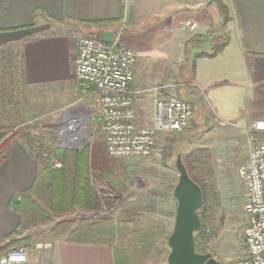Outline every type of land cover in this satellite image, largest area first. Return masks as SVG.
I'll use <instances>...</instances> for the list:
<instances>
[{
  "label": "crops",
  "instance_id": "crops-1",
  "mask_svg": "<svg viewBox=\"0 0 264 264\" xmlns=\"http://www.w3.org/2000/svg\"><path fill=\"white\" fill-rule=\"evenodd\" d=\"M219 1L227 8L225 23L212 0H0V54L18 50L22 82L56 88L73 101L63 118L72 123L83 109H93L95 97L93 88L75 78L78 39H118L137 54L130 84L136 125H151L160 94L192 106L189 135L205 99L221 117L239 119L235 128H244L264 120V0ZM190 20L198 25L194 31L185 26ZM219 35L228 36L226 47L211 57L198 56L209 54V37ZM7 155L0 165V244L19 223L9 201L31 187L40 168L21 139ZM50 246L28 250L26 264H113L107 245L60 238Z\"/></svg>",
  "mask_w": 264,
  "mask_h": 264
},
{
  "label": "rangeland",
  "instance_id": "rangeland-1",
  "mask_svg": "<svg viewBox=\"0 0 264 264\" xmlns=\"http://www.w3.org/2000/svg\"><path fill=\"white\" fill-rule=\"evenodd\" d=\"M22 62L21 53L16 49H8L0 54V125H6L8 132L18 139H23L26 133L33 135L43 145L42 153L40 156L35 154L36 158L41 159L42 163L60 167L47 155L53 148H60V134L64 125L71 129L67 134H72L75 129V125L68 126L67 119L63 121L73 101L63 98L55 85V89H37L22 82ZM80 113L74 121L81 124L80 129L76 128L79 132V137H75L77 141L84 139L85 146L92 140H99L104 145V135L97 126L93 112L83 109ZM194 115L191 135L190 131L186 138L173 133L162 134L160 141L156 139L149 158L126 161L130 185L125 195L118 196L106 185L97 184L101 196L112 200L110 207L100 211V217L108 216L118 221L137 219L141 223L153 221L162 224L167 233H171L176 210L171 186L178 180L176 164L180 163L187 170V163L193 160L190 173L197 180L204 181L209 192L204 214L205 229L200 240L216 261L234 264L246 256L243 244L246 190L237 171L247 157V127L235 128L234 124L239 119L221 117L215 105L207 99ZM204 117L205 120L201 122ZM200 126L201 130H197ZM211 127V132H208ZM81 217L91 218V215L76 211L69 216L54 217L52 223L44 226L30 228L17 237L27 240L16 248H25L26 255L37 245L49 248L52 240L47 237V232L53 223L62 219L75 221ZM153 246L152 256L137 264H165L170 251L167 242L155 241Z\"/></svg>",
  "mask_w": 264,
  "mask_h": 264
},
{
  "label": "trees",
  "instance_id": "trees-1",
  "mask_svg": "<svg viewBox=\"0 0 264 264\" xmlns=\"http://www.w3.org/2000/svg\"><path fill=\"white\" fill-rule=\"evenodd\" d=\"M212 1L217 5L222 21L227 22V8L219 0ZM228 41L226 35L210 36L212 50L209 54L198 56H214L226 47ZM8 129L6 125H0V165L6 160L8 149L17 138ZM187 133L188 130L184 129L173 135L184 136ZM21 140L31 154L40 156L43 145L33 135L26 133ZM47 156L58 162L60 167H53L48 162L42 163L38 158L40 168L31 187L11 198L9 208L18 213L19 223L0 244V256L27 240L17 238L24 231L52 223L54 217L69 216L76 211L91 215V218L57 221L48 230L47 237L51 240L64 238L72 243L107 245L113 264H137L152 256L155 241L167 242L170 233H167L162 224L153 221L141 223L137 219L118 221L108 216L100 217V211L110 207L112 200L101 196L97 184L106 185L118 196L125 195L130 185V171L126 161L110 158L101 141L92 140L77 150L55 147ZM192 163L193 160L187 163L186 172L202 192V204L197 211L201 228L194 234V247L196 253L206 254L208 251L200 240V235L205 229L204 214L209 192L204 181L191 175ZM175 185L171 186L172 192ZM164 263L166 264V259Z\"/></svg>",
  "mask_w": 264,
  "mask_h": 264
},
{
  "label": "built area",
  "instance_id": "built-area-1",
  "mask_svg": "<svg viewBox=\"0 0 264 264\" xmlns=\"http://www.w3.org/2000/svg\"><path fill=\"white\" fill-rule=\"evenodd\" d=\"M189 31L197 23L187 21ZM137 54L120 45L118 39L104 41L88 35L78 39L75 78L95 92L91 111L104 135L107 155L112 159L149 158L160 133H180L192 117V106L176 95H158L154 101V117L150 126L134 123L133 93L130 84ZM84 88L82 94H87ZM159 92L158 88L154 89ZM76 123L68 122L69 127ZM75 128V127H74ZM247 157L238 168L239 179L246 190L243 212L246 228L243 244L246 256L234 264H264V120H254L247 126ZM23 247L0 256V264H26Z\"/></svg>",
  "mask_w": 264,
  "mask_h": 264
},
{
  "label": "water",
  "instance_id": "water-1",
  "mask_svg": "<svg viewBox=\"0 0 264 264\" xmlns=\"http://www.w3.org/2000/svg\"><path fill=\"white\" fill-rule=\"evenodd\" d=\"M81 124H76L75 129H80ZM66 125L61 132L60 148L80 149L84 147V139L78 140L67 134ZM79 133V132H78ZM178 180L174 186L172 197L176 201V210L172 231L167 239L170 249L166 264H221L210 253L199 254L195 252L194 234L201 228L197 211L202 204V192L188 176L185 168L180 163L176 164Z\"/></svg>",
  "mask_w": 264,
  "mask_h": 264
},
{
  "label": "bare ground",
  "instance_id": "bare-ground-1",
  "mask_svg": "<svg viewBox=\"0 0 264 264\" xmlns=\"http://www.w3.org/2000/svg\"><path fill=\"white\" fill-rule=\"evenodd\" d=\"M70 136H73L74 138L75 137H79L78 136V131L77 130H73L72 134Z\"/></svg>",
  "mask_w": 264,
  "mask_h": 264
}]
</instances>
